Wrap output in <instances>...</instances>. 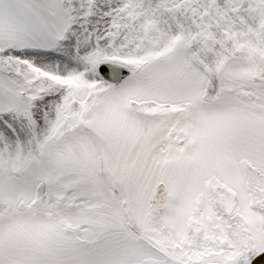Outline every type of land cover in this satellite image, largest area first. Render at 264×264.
I'll use <instances>...</instances> for the list:
<instances>
[{"label": "snow or ice", "instance_id": "snow-or-ice-1", "mask_svg": "<svg viewBox=\"0 0 264 264\" xmlns=\"http://www.w3.org/2000/svg\"><path fill=\"white\" fill-rule=\"evenodd\" d=\"M0 264H264V0H0Z\"/></svg>", "mask_w": 264, "mask_h": 264}]
</instances>
